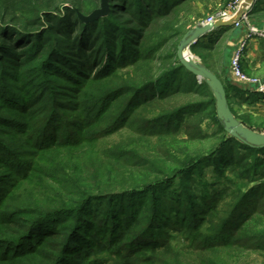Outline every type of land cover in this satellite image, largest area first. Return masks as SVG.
I'll use <instances>...</instances> for the list:
<instances>
[{
  "label": "trees",
  "instance_id": "1",
  "mask_svg": "<svg viewBox=\"0 0 264 264\" xmlns=\"http://www.w3.org/2000/svg\"><path fill=\"white\" fill-rule=\"evenodd\" d=\"M192 1L109 0L83 21L101 0H0V264H184L173 231L196 264H264V146L224 129L178 59ZM191 50L221 79L217 45Z\"/></svg>",
  "mask_w": 264,
  "mask_h": 264
},
{
  "label": "water",
  "instance_id": "2",
  "mask_svg": "<svg viewBox=\"0 0 264 264\" xmlns=\"http://www.w3.org/2000/svg\"><path fill=\"white\" fill-rule=\"evenodd\" d=\"M254 1L255 0H243L236 12L227 19H217L216 21L207 24L201 23L190 29L180 40L177 47V55L180 62L188 70L193 72L200 81L204 80L213 91L216 100L217 116L223 124L224 129L229 134L243 142L254 146H264V132H259L245 125L233 114L229 105L224 83L219 76L206 67L203 62L197 61L193 57H189L186 51L187 49L190 53V47L195 44L199 38L205 36L212 30L222 26L232 27L236 22L241 20L244 14L249 15ZM108 12L109 0H101V7L99 9H95L89 15L79 14V16L83 21H91L97 17L106 15Z\"/></svg>",
  "mask_w": 264,
  "mask_h": 264
},
{
  "label": "rangeland",
  "instance_id": "3",
  "mask_svg": "<svg viewBox=\"0 0 264 264\" xmlns=\"http://www.w3.org/2000/svg\"><path fill=\"white\" fill-rule=\"evenodd\" d=\"M234 1L235 0H193L192 3L189 5V7H187L181 13L183 20H187V24H188L187 32L190 29L197 26L198 24L203 23L210 16L215 15L220 11H223L225 8L228 7V5L230 3L234 2ZM100 7H101V2H100V6L96 9H99ZM240 26H241V28L244 27L247 29H249L250 27H257L259 29H263L264 19L262 16H260V17H258V16L249 17V15H247V18L244 21H242ZM229 36L230 35H227V37H229ZM226 43L224 42L222 45L224 46V44L226 45ZM226 46L224 47V49L226 48ZM222 50L219 49L220 52H222ZM190 55L193 58H195L197 61H201L199 59V57L196 54H194V52H192L191 47H190ZM231 56H232V54H231ZM229 59L231 60V58H229ZM226 60H228L227 57H226ZM255 76H257V75H255ZM257 77H260V76H257ZM260 78H262V77H260ZM240 83H242V82H240ZM255 96L256 95H252L253 98H255ZM236 100H237V102H236V104H234V111L236 112L237 116L244 117L245 115H247L249 113L250 114L253 113L256 116L264 117V98L257 100V102L255 100H253V101H249V100L239 101L238 98ZM204 128L206 131H211V129L214 128V125L208 123ZM257 131L264 132V128L263 129L260 128V130L258 129ZM127 138H129V135L126 132H124V133H120V135L118 134V135L114 136L112 139H110V141H111V143L119 142L122 140L127 141ZM134 139H136V138H134ZM226 174L228 175L227 177L236 178V179L238 178V175L233 171L228 170L226 172ZM198 176H203V181H204L203 183L204 184L213 181L215 185L220 184L219 182L224 180V178H225V177L218 175V174H212L211 168H209L204 173V175H197L196 177H198ZM27 189L30 190L32 188H31V186H28ZM25 194L27 196H30V197H36V195L30 194L29 192H26ZM20 198H21V196H20ZM172 234H173L172 242H174V244L176 246H178V250L181 251V253H182L181 257H182L183 263L184 264H196L194 262L195 256L192 253H190L188 250H186V248H184L187 244L185 234L181 233V232H179V233L174 232V231L172 232Z\"/></svg>",
  "mask_w": 264,
  "mask_h": 264
},
{
  "label": "crops",
  "instance_id": "4",
  "mask_svg": "<svg viewBox=\"0 0 264 264\" xmlns=\"http://www.w3.org/2000/svg\"><path fill=\"white\" fill-rule=\"evenodd\" d=\"M230 4L224 10L229 9ZM226 27L227 26H222V27L212 30L205 36L199 38V40L195 44H199V43L212 44L213 43V45H217L220 50L223 49L222 52L219 51L220 52V63L216 67V70L218 71V74L220 75L221 79L226 80L230 78L234 83H237L239 85L241 93H244L245 96L250 97L249 101L255 100L257 102V100L264 98V95H261L257 92H253L251 90H247L248 86L244 85L243 83H240L233 76L231 69H230V59L229 58H231V54L233 53L232 51H234L239 40L243 37L245 33L247 34L249 29L244 28V27L241 28V26L237 27L235 25L232 26L230 29H227ZM227 35H230V36L227 37ZM224 42L225 43L227 42L226 43L227 46L225 44L224 46L222 45ZM225 46L226 48L224 49ZM226 57L228 58V60H226ZM242 64H243L244 70L247 73L251 75L260 76L262 77V79H264V38L259 37V36H253L251 39H249L247 47L245 48ZM252 95H256L255 98H253Z\"/></svg>",
  "mask_w": 264,
  "mask_h": 264
},
{
  "label": "built area",
  "instance_id": "5",
  "mask_svg": "<svg viewBox=\"0 0 264 264\" xmlns=\"http://www.w3.org/2000/svg\"><path fill=\"white\" fill-rule=\"evenodd\" d=\"M243 0H235L230 4L229 9L218 12L215 15L210 16L207 20L203 22V24H207L209 22H214L217 19H227L236 12L239 6L242 4ZM250 8V7H249ZM247 18V15L241 18L240 21L235 23V26L239 27ZM253 36H259L264 38V29H259L257 27H250L247 34H245L238 42L235 47L231 60H230V69L233 76L244 84L251 85L255 91L261 95H264V79L257 76H250L246 74L242 68V60L245 52V48L247 47L249 39Z\"/></svg>",
  "mask_w": 264,
  "mask_h": 264
},
{
  "label": "bare ground",
  "instance_id": "6",
  "mask_svg": "<svg viewBox=\"0 0 264 264\" xmlns=\"http://www.w3.org/2000/svg\"><path fill=\"white\" fill-rule=\"evenodd\" d=\"M186 51H187V55L189 56V57H191L192 58V56L190 55V53L188 52V50L186 49Z\"/></svg>",
  "mask_w": 264,
  "mask_h": 264
}]
</instances>
